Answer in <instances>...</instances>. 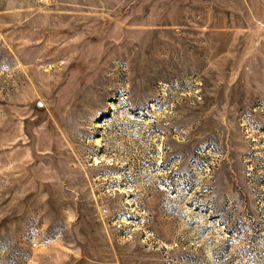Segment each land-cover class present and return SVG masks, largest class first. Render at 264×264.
Returning a JSON list of instances; mask_svg holds the SVG:
<instances>
[{"label": "rangeland", "instance_id": "1", "mask_svg": "<svg viewBox=\"0 0 264 264\" xmlns=\"http://www.w3.org/2000/svg\"><path fill=\"white\" fill-rule=\"evenodd\" d=\"M0 264H264V0H0Z\"/></svg>", "mask_w": 264, "mask_h": 264}]
</instances>
